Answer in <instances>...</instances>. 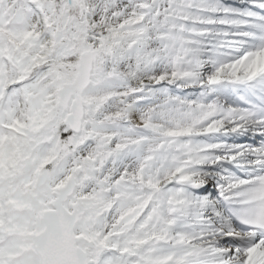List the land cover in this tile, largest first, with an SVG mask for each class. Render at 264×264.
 <instances>
[{
	"label": "snow or ice",
	"instance_id": "snow-or-ice-1",
	"mask_svg": "<svg viewBox=\"0 0 264 264\" xmlns=\"http://www.w3.org/2000/svg\"><path fill=\"white\" fill-rule=\"evenodd\" d=\"M0 264H264V0H0Z\"/></svg>",
	"mask_w": 264,
	"mask_h": 264
}]
</instances>
